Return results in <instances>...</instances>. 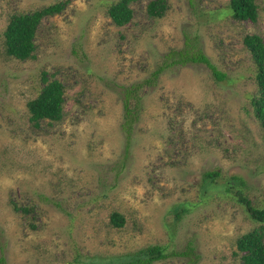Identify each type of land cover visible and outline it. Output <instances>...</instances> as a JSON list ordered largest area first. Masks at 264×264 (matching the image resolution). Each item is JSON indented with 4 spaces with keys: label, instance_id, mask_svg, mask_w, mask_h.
Returning <instances> with one entry per match:
<instances>
[{
    "label": "rangeland",
    "instance_id": "374dc122",
    "mask_svg": "<svg viewBox=\"0 0 264 264\" xmlns=\"http://www.w3.org/2000/svg\"><path fill=\"white\" fill-rule=\"evenodd\" d=\"M113 1L0 0V264H114L150 244L170 252L189 243L196 261L152 264H242L236 239L264 233V223L223 183L239 176L252 204L264 206L262 129L250 104L256 66L243 44L245 34L264 42V0H255V21L234 19L228 0H166L161 17L136 0L123 26L107 15ZM56 2L64 8L42 20L34 57L7 55L9 16ZM194 34L226 79L203 63L166 67L140 90L127 134L120 86L149 77ZM43 71L62 82L65 103L60 120L36 126L26 102ZM211 170L220 176L204 187Z\"/></svg>",
    "mask_w": 264,
    "mask_h": 264
},
{
    "label": "trees",
    "instance_id": "16d2710c",
    "mask_svg": "<svg viewBox=\"0 0 264 264\" xmlns=\"http://www.w3.org/2000/svg\"><path fill=\"white\" fill-rule=\"evenodd\" d=\"M136 0H114L107 7V15L117 26L127 24L133 17L132 2ZM63 2L51 3L33 11L14 13L9 16L3 32V43L7 55L19 60L34 57L36 49L35 38L39 25L45 17L57 14L64 8ZM167 10L166 0H149L146 12L150 17H161ZM228 14L237 20L255 21L258 16V6L255 0H228ZM198 34L185 35L183 47L170 49L163 54L162 64L152 71L149 77L142 78L127 86L121 85V101L124 110L123 129L130 133L133 122L138 120L141 105L140 90L144 86L155 84L158 74L166 67L184 65L188 62L203 63L217 80L226 79V74L220 71L210 60L203 48L199 45ZM243 44L250 52L256 66V93L252 96L250 104L255 118L262 129V145L264 147V42L257 34H245ZM42 86L38 94L26 102L29 120L38 126L40 121H58L63 116L65 103L64 85L56 78H49L45 71L41 74ZM220 176L217 170L203 173V186L206 187ZM226 180V179H225ZM244 181L236 175H231L223 183L226 193L232 195L243 204L249 216L254 220L264 223V206L257 207L243 193L241 186ZM16 210L26 211V208L14 207ZM111 222L115 226L124 224V217L119 212H112ZM240 253L242 264H264V233L262 227L253 228L236 239V253ZM169 256L187 257V262L192 263L199 258L195 246L191 243L183 250L168 251L165 245L150 244L134 252L119 255L114 264H152L155 261ZM4 257L0 255V261Z\"/></svg>",
    "mask_w": 264,
    "mask_h": 264
}]
</instances>
